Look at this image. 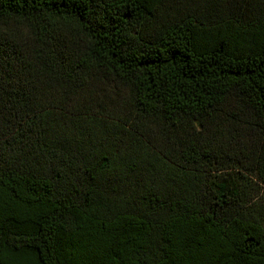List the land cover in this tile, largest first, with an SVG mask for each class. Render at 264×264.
Wrapping results in <instances>:
<instances>
[{
  "label": "trees",
  "instance_id": "obj_1",
  "mask_svg": "<svg viewBox=\"0 0 264 264\" xmlns=\"http://www.w3.org/2000/svg\"><path fill=\"white\" fill-rule=\"evenodd\" d=\"M0 264H264V0H0Z\"/></svg>",
  "mask_w": 264,
  "mask_h": 264
}]
</instances>
